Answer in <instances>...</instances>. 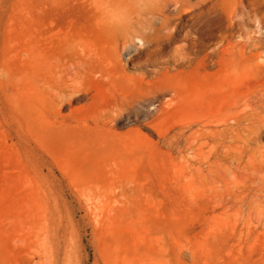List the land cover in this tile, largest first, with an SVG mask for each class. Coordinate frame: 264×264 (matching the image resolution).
<instances>
[{
  "label": "rangeland",
  "instance_id": "1",
  "mask_svg": "<svg viewBox=\"0 0 264 264\" xmlns=\"http://www.w3.org/2000/svg\"><path fill=\"white\" fill-rule=\"evenodd\" d=\"M128 1L0 0V264H264V0Z\"/></svg>",
  "mask_w": 264,
  "mask_h": 264
},
{
  "label": "bare ground",
  "instance_id": "2",
  "mask_svg": "<svg viewBox=\"0 0 264 264\" xmlns=\"http://www.w3.org/2000/svg\"><path fill=\"white\" fill-rule=\"evenodd\" d=\"M184 0H164L163 3L158 4V3H153L151 1H148V0H129L127 3H126V6H127V10H129L131 13H135V15L138 17L140 14H144V13H151L150 16H148V22L147 24L149 25L148 29L150 31V34L153 36V38L151 39L152 43H147V47L143 48L142 50L144 51V55H146L147 57H149L150 55H153L155 53H160L162 52V46L163 44H161L160 46H158L159 48H157V46L155 47L154 44V38H157L156 36H159V33L160 31H162L163 29H169L170 30V33H169V36L172 37V39H175V35L178 34L182 31L184 32L185 35L188 34V27H194L196 29V31L198 32V35L197 36H194L192 38H189V44L188 46H195L197 48L199 47H202L204 44H197V41H198V38L201 34V32L204 31V33H206V36L208 38H216L218 37L217 34H215V30L214 28L215 27H218L219 26V23L218 22H215V18L214 16L212 15L214 13L213 11V7H212V4H207L205 10H204V13H205V16L203 17V20H196L193 16H192V13L194 11V9H190V8H182V2ZM203 1V0H202ZM251 2V4L254 2V1H259V0H249ZM151 2V4H150ZM185 2V1H184ZM233 4H234V0H224V2L222 3V6L226 9V10H229V11H232L233 10ZM170 5H174V8L176 9V12H182L184 15L187 16V23L185 24H182V23H179V22H174L172 21L171 17L168 16V15H164V10L167 9ZM250 6V5H249ZM115 8V7H114ZM245 10V9H244ZM248 10V9H247ZM264 11L263 8H259L258 9V6H252L250 8V16L253 15L255 18H256V15L259 14V13H262ZM96 12V11H95ZM247 12V11H246ZM101 13V12H100ZM160 16L161 17V21H160V24L157 26L156 23H155V19H156V15ZM243 14V13H242ZM239 15V14H238ZM94 16V15H93ZM100 16V15H99ZM98 16V17H99ZM249 16V15H248ZM197 18V17H196ZM199 18V17H198ZM264 19V17L262 18ZM257 20V24L256 23H250L248 21V24L250 26H252L254 29H259L261 28V25H258L261 23V20L259 18H256ZM247 21V20H246ZM142 24V23H140ZM139 24V25H140ZM231 25V24H230ZM242 26H238L237 29H241ZM236 29V30H237ZM214 30V31H213ZM146 30L145 29H136V30H131V33L133 35L137 34V35H140L141 38H144V32ZM167 31V30H166ZM192 31V30H191ZM214 33H213V32ZM169 32V31H168ZM167 32V33H168ZM196 32V33H197ZM238 32V31H237ZM182 34V33H181ZM234 34L235 32H229L228 34H226V36H229L230 38H227L226 40L228 42H231L230 43V46L229 48H233L235 47L237 44H239L241 42V39H238V38H233L234 37ZM168 35V34H167ZM168 36V37H169ZM220 37H223L224 34L221 33L219 35ZM169 37V38H170ZM163 38V37H162ZM168 38V39H169ZM161 39V38H160ZM166 40V39H165ZM171 40H168L167 43H170L169 41ZM202 40V39H201ZM257 43H255L254 45L253 44H250L248 45L247 47H244L245 49L243 50V53L245 54H248L246 56L247 57H250L252 56V50L257 48V46L260 44L262 45V41H264V37L263 38H260ZM115 41V40H114ZM164 41V39L162 40ZM110 42V40H109ZM146 42H148V40L146 39ZM158 43V40L155 41ZM161 42V40H160ZM260 42V43H259ZM216 44H219L220 42H215ZM166 44V42H165ZM167 45V44H166ZM165 46V45H163ZM217 49L219 48V46L216 47ZM190 50V49H189ZM193 50V49H192ZM197 52V50H196ZM192 54V53H191ZM213 55H215V60H212L211 56L204 59V62L203 63H199L198 66L203 69V70H206L207 68L209 67H213V66H217L219 68H221L222 66H226L227 63L225 62V60L228 58V55H230V53H227V54H224V49H220V50H217L215 52L212 53ZM143 58V57H142ZM144 61V60H142ZM175 61L179 64V63H182V62H187L189 63V66H191L192 64V59L191 57H189V55H182L181 58L179 59H175ZM174 63V62H173ZM237 65V64H236ZM170 67V66H169ZM168 67V68H169ZM164 73H162L163 75ZM230 76V75H229ZM261 83V82H260ZM183 85V83H182ZM194 88V87H193ZM257 88V86H256ZM182 89V88H181ZM187 89V88H186ZM185 91V89H183ZM193 90V89H192ZM182 91V90H181ZM178 94V93H177ZM173 95V94H172ZM175 95V94H174ZM253 96V95H252ZM252 100V99H251ZM257 102V101H256ZM219 103V102H218ZM250 103V102H248ZM241 117V116H239ZM256 121V120H255ZM255 124V123H254ZM235 125V124H234ZM261 125V124H260ZM239 132V130H238Z\"/></svg>",
  "mask_w": 264,
  "mask_h": 264
}]
</instances>
